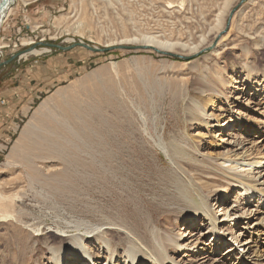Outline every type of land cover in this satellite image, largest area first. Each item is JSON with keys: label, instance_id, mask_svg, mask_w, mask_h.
<instances>
[{"label": "rangeland", "instance_id": "374dc122", "mask_svg": "<svg viewBox=\"0 0 264 264\" xmlns=\"http://www.w3.org/2000/svg\"><path fill=\"white\" fill-rule=\"evenodd\" d=\"M241 1L13 0L0 29V264L53 263L46 241L61 244V235L70 230L77 233L71 226L82 220L108 231L107 239L120 249L134 238L132 230L112 222L118 216L139 215L138 220L145 222L151 212L160 229L185 234L176 215L193 212L175 210L170 200V173L177 166L152 138L162 133L186 140L194 154L192 178L196 177L202 195L215 199L213 212L225 236L224 242L211 239L207 226L200 233L190 226L189 231L199 234L182 241L184 246H174L175 260L237 264L235 249L241 255L247 252L243 242L259 246L264 242L263 233L251 235L256 217L235 213L252 206L250 201L236 203L242 188L264 191L260 175L264 169V75L260 73L264 70V0ZM142 35L202 48L197 55L174 53L191 57L184 61L154 51L94 53L80 47L60 51L41 45L36 50L49 51L7 63L39 43L69 47L83 42L101 49ZM202 92L222 100L206 105L205 114L213 116L208 120L213 125L201 118L190 121L186 115L188 98ZM108 96L113 102L107 104ZM45 100L46 113L38 115ZM233 110L262 128L260 134L248 136V143V134L239 138L251 153L235 149L230 135L238 131L236 125L225 126L229 120L236 121ZM214 116L220 117V125ZM28 123L33 124L29 132ZM119 127L129 131L127 138L116 139ZM211 143L212 156L208 155ZM51 144H65L69 151L64 148L65 154L56 155L46 146ZM72 144L77 147H69ZM211 168L220 176L200 178L203 184L199 185L197 175ZM221 207L228 208L226 217L220 215ZM246 223L253 226L248 231ZM93 245L88 240L85 247Z\"/></svg>", "mask_w": 264, "mask_h": 264}, {"label": "bare ground", "instance_id": "6f19581e", "mask_svg": "<svg viewBox=\"0 0 264 264\" xmlns=\"http://www.w3.org/2000/svg\"><path fill=\"white\" fill-rule=\"evenodd\" d=\"M12 6H13V0H5V1L0 0V29L4 25L6 19L8 18ZM221 33L218 35L217 39H219V36H221ZM216 41L213 43L214 46H216ZM130 43L131 44H140V46L154 47V48L161 50V51H166V52H170V53L172 52L173 54L174 53L196 54L202 48L201 46L190 47L186 44H180L178 42H171V41H167V40L161 41L160 39H158V37L150 36V35H142L140 37L132 38L131 40L128 39L126 41H121L118 44L123 45V44H130ZM255 43H257V42H255ZM125 46H131V45H125ZM214 46H212V47H214ZM212 47H209V48H212ZM1 48L2 47L0 46V50H1ZM209 48H207V49H209ZM207 49L202 50L200 53L204 52ZM48 51L49 50H47V49H42L40 51L39 50H33L31 52V54L32 55H38V54L48 52ZM244 52L247 54L250 53L248 48H245ZM250 67H248V65H247L248 70L251 69ZM106 71L109 72L110 70L106 69ZM260 73L262 75H264V70H260ZM94 74L95 73H93V75ZM201 94H202L201 96H190L188 98L187 105H186V111H185L186 115L188 117V120H190V121H194V120L196 121V120H198V118H201L203 121H205V123L207 125H213V123H215V122H213L212 124H210L211 122H208L209 118H211L213 116L208 118V116H206V114H205L206 113L205 112L206 111V105H208V102H213L215 100L216 101H222V100L219 99L217 96H203L204 95L203 92ZM225 97H227V96H225ZM242 97H244V96H238L237 99H240ZM105 99H107V98H105ZM110 99H111V97L108 96L107 104H108ZM251 101H254V100L250 99V102ZM111 102H113V100ZM47 105H48V100L43 101L42 104L40 105V108H39L37 114L42 115V113H44V115H45V113H46L45 110L47 108ZM141 114H143V113H141ZM121 115H122V113H121ZM232 115H235V116L238 115L235 118L236 121L229 120L228 122H226L225 126H227L226 128H228V127L234 128V126L236 125V129L238 131L236 133H232V135H230L231 139L235 140L233 145H235V149H237V150L238 149L239 150H247L248 153H251L250 150L246 149L243 146L244 143L239 142V141H241V140H239V138L243 137L244 134H248L247 137H245V139L246 138L248 139L249 138L248 136H250L251 133L260 134V130H262V128H259L260 126L256 127V125L253 124L254 122H251V120L249 122V120L247 118H244L241 114H238L234 110L232 111ZM128 117H129V115H128ZM142 117H144V119H145V115H142ZM214 117L218 118L216 120H217V123H219L218 125H220L221 124L219 121L220 117H216V116H214ZM128 121H129V119H128ZM152 122L153 123L155 122V118L152 120ZM32 127H33V124L30 123L28 125V127L26 126V128H27L26 130H28V132H29V129ZM254 127H256V128H254ZM224 128L225 127H222V129H224ZM253 129H255V131ZM105 131H107V130L105 129ZM227 131H225V133ZM112 133L110 132V134H112ZM114 133L117 134V131ZM27 134L28 133L25 131L24 135H27ZM102 134H104V133H102ZM105 134H107V133H105ZM112 135H114V134H112ZM117 135H118V137L117 138L115 137L116 139L127 138V136L129 135V131L126 129H123L122 127H119ZM134 135H135V133H134ZM105 136L107 137V135H104V138H105ZM100 137L102 138L101 135H100ZM152 138H154L156 140L158 146L163 151L166 152V154H167L168 158L170 159V161L172 162V164L174 166L175 165L177 166V168L175 167L176 170L173 169L170 173L171 174V179H170L171 197H170V200L173 203V205L177 206V208L175 210L181 211L182 209H185L189 212H193L190 215H187V214L176 215L178 217V219H176L177 224L178 225L181 224L182 230H186L187 232H183L185 234H174V233L168 232V230H164L162 228L160 229L159 227H157V221L158 220L155 219L154 214L151 212L148 214L147 219H145L146 220L145 222H143L144 220L142 222L138 220L140 218V217L138 218L139 215L138 216L133 215L129 219L123 218V217L119 218V216H118V217H115L116 219H114L112 222L116 225H119L123 229L132 230L131 235L134 238V239H130L131 242L128 245L126 244L123 247V249H120L117 242H115L111 239L110 240L107 239L106 235L108 234V231L106 232L105 230H101V228H94L92 225H87V223L83 222V220H82V222L81 221L76 222L75 226H71V227L75 228V231H78L77 233L73 234L72 231L70 230L69 231L70 234L66 233L67 234L66 235L64 233V235H61V239H62L61 244H49L50 242L46 241L47 243H45V245L47 246V248L50 252V259H51V261H53V263H51V264H182V263H180V261L175 260V258L171 255V250L174 248V246L175 247L176 246H184L182 241L188 239V237H190V236H191V239H192V237L197 236L202 231V229L205 228L206 226L208 227V230L210 232H212V238L211 239L219 237L222 242L225 241L224 233H221L220 229L218 228L219 219L213 212L215 199L213 197H211L212 198L211 199V198L207 197L205 194L202 195V193H203L202 189L200 187L196 186V183H195L196 177L194 179L192 178V174H195V170H194L193 166L191 165L192 164L191 160L194 159L193 158L194 154H193V152L189 151L188 147L186 146L187 145L186 140L183 139L178 134L177 135H174V134L171 135L170 134L166 138L165 134H163V133L157 134L156 136H153ZM45 141H47V140H45ZM52 142H54V141H52ZM102 142L104 143V141H102ZM102 142H100V143H102ZM246 142L248 143L249 139ZM100 143H99V145H100ZM104 144H106V142ZM104 144H103V146H104ZM113 145H115V144H113ZM46 146H48V148H50V150L53 149V153L56 155L65 154L66 152L69 151V149L67 151L66 148L68 146L65 144L64 145L63 144H61V145L51 144V145H46ZM75 146L77 147L76 144H72L69 147L73 148ZM89 146H90V148L93 147L92 145H88V147ZM107 146H108V144H107ZM64 148H65L66 152H64ZM119 148H120V144H119ZM119 148H117V149H119ZM209 148L210 149L208 151V155L212 156L213 153L211 152V148H214L212 143L209 144ZM95 149H97V148H95ZM99 149H101V148L99 147ZM99 149H97V150H99ZM110 149H112V148H110ZM30 150H31V148H30ZM32 150H33V148H32ZM107 150H109V149H107ZM16 151H17V149L15 150V148L12 150V156L16 155ZM40 151H43V150H40ZM40 151H38V152H40ZM103 151L105 152V150H103ZM113 151L114 150H112V152ZM105 153L108 154V151ZM42 155L44 156L45 154L42 153ZM51 155H49V156H51ZM107 163L106 162L104 163L105 166ZM251 165L252 164H250L248 166H251ZM108 167H110V166H108ZM114 173H116V172H114ZM212 175L213 176H220L218 174L217 170L214 168L209 169V171H207V172L201 171V175H197L198 176V184L199 185L203 184L202 180L200 178L206 179L207 177H211ZM260 175L263 176V177H261V180H263L262 182H264V169ZM114 177L115 176H113L112 179H114ZM185 177L187 178V181H186ZM192 179H193V181H192ZM207 179L213 180L211 178H207ZM233 180H235V179H233ZM235 181H236V184L237 183L243 184V183H241L240 180L239 181L235 180ZM252 189H253V191H250L247 188H242L238 192V195L240 197H236V203L240 204L241 202H245V201L249 202L250 201L249 205L252 204V206L248 209L247 208L243 209L242 211L238 210L235 213L239 212L243 216L244 215L245 216H248V215L252 216L253 215V218L256 217V220H254L256 222L254 224V227L252 225L250 227H248L249 225L246 226L248 223L247 222L245 224V226H246L245 230H247V228L251 229L253 227V229L251 231V235H252V233H256V232H258V233H260V235H262L261 233L264 234V191L260 190V192H259L258 189H256L255 187H252ZM256 193H260V194L255 195ZM253 199H255V200L253 201ZM118 209H120V208H118ZM125 209H124V211H125ZM221 209L224 211V213H223V215L222 214H220V215L223 217H226L228 215V211H229L228 208H224V207L222 208L221 207ZM175 210H173V211H175ZM120 211H121V209H120ZM139 212H140V210H139ZM128 213H129V211H128ZM127 216L128 215H126V217ZM231 222L234 223L233 221H231ZM196 223H199V224L195 226ZM205 223H208V225ZM167 225H171V222L169 219H168ZM183 226H185L187 228L184 229ZM190 226L193 229L199 230V233H196L195 230L189 231L188 229L190 228ZM70 229H72V228H70ZM82 232H84V234ZM141 239L144 240L145 242H141V243L138 242L139 240L142 241ZM88 240H92L95 247L90 248V249L86 248L85 245H86ZM237 240H239V239L237 238ZM243 243H244L243 245H245V250L247 249V252H246V254L241 255L240 249H238V247H237V249H235L236 252H238V254H239V256L236 257L237 258L236 261L238 262L237 264H264V246H263L264 242H261L262 244H260V246L258 243L255 244L254 241H247V242H243ZM250 243H252L253 246L250 247V245H249ZM143 244H144V246H143ZM231 246H233V245L231 244ZM255 246H256V249L253 248ZM82 251L84 252V254L81 253ZM250 255L255 256V257H249ZM83 258H84V260H83Z\"/></svg>", "mask_w": 264, "mask_h": 264}, {"label": "water", "instance_id": "95a60500", "mask_svg": "<svg viewBox=\"0 0 264 264\" xmlns=\"http://www.w3.org/2000/svg\"><path fill=\"white\" fill-rule=\"evenodd\" d=\"M2 1H5V0H2ZM246 0H242L241 3L245 2ZM234 11L233 10L230 15H229V20L232 19V16L234 14ZM228 28V26H227ZM221 36H219L220 38ZM218 40V39H217ZM41 45H45L47 47H50V48H55L57 50H60V51H71L75 48H84L86 50H89L91 52H94V53H107V52H111V51H114V50H127V51H136V50H144V51H154L156 52L157 54L161 55V56H167V57H172V58H177V59H180V60H184V61H189L191 59V57H188V56H182V55H179V54H173V53H170V52H166V51H161V50H158L154 47H149V46H125V45H119V46H109V47H105V48H97V47H92L88 44H85L83 42H78L76 44H73L69 47H62V46H58V45H55V44H50V43H46V44H43V43H39V44H35L34 46L30 47L29 49L27 50H23L19 53H17L16 55H14L7 63L11 62L12 60L14 59H17V58H21L22 56L26 55V54H29L31 53L33 50H36L38 46H41ZM3 64H0V67L2 66Z\"/></svg>", "mask_w": 264, "mask_h": 264}]
</instances>
